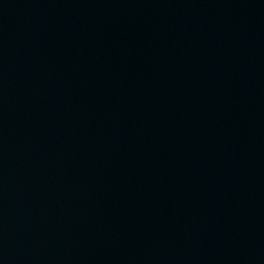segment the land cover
<instances>
[{
	"label": "water",
	"instance_id": "water-1",
	"mask_svg": "<svg viewBox=\"0 0 264 264\" xmlns=\"http://www.w3.org/2000/svg\"><path fill=\"white\" fill-rule=\"evenodd\" d=\"M0 264H264V0H0Z\"/></svg>",
	"mask_w": 264,
	"mask_h": 264
}]
</instances>
